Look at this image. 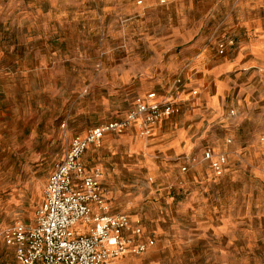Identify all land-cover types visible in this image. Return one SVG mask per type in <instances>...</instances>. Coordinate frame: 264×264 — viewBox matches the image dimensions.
<instances>
[{
    "label": "rangeland",
    "instance_id": "obj_1",
    "mask_svg": "<svg viewBox=\"0 0 264 264\" xmlns=\"http://www.w3.org/2000/svg\"><path fill=\"white\" fill-rule=\"evenodd\" d=\"M150 91L175 111L83 154L101 181L92 213L128 215L160 264H264V0H0V264L72 140Z\"/></svg>",
    "mask_w": 264,
    "mask_h": 264
},
{
    "label": "built area",
    "instance_id": "obj_2",
    "mask_svg": "<svg viewBox=\"0 0 264 264\" xmlns=\"http://www.w3.org/2000/svg\"><path fill=\"white\" fill-rule=\"evenodd\" d=\"M175 111L169 101L160 100L156 91L139 97L136 108L125 118L95 127L84 136L75 137L63 159L49 177L44 201L37 214V223H23L4 231V241L15 248L12 264H116L127 250L142 253L155 240L138 241L142 229L133 226L126 214H93L94 204L102 205L101 181L98 172H87L82 157L90 145L110 131H122L139 121L143 132ZM213 167L221 169L224 157L205 153ZM85 231H77V225ZM131 231L135 237H127Z\"/></svg>",
    "mask_w": 264,
    "mask_h": 264
},
{
    "label": "crops",
    "instance_id": "obj_3",
    "mask_svg": "<svg viewBox=\"0 0 264 264\" xmlns=\"http://www.w3.org/2000/svg\"><path fill=\"white\" fill-rule=\"evenodd\" d=\"M195 50L196 49H194V51ZM206 57V55H200L195 57V59L193 60L194 62L192 64V72L202 66L204 69L208 67V64L206 63ZM217 100L218 99L216 98L215 102ZM191 146L192 145H190V143H166V148L168 149V152L173 153L177 156L189 153L192 150ZM157 224L155 226L154 232L156 234H162L164 232V228L161 226L160 222H157ZM84 227L85 225L79 224L76 226L75 229L77 231H85L86 229ZM146 233V231H142L141 237H136L138 241L147 242L149 239H154L152 237H146ZM125 235L127 237H135V235L131 231H126ZM160 251V248L157 249L153 245L148 246L147 250L142 253H134L131 250H127L123 255L119 256L115 260V262L116 264H160V262H158L161 259Z\"/></svg>",
    "mask_w": 264,
    "mask_h": 264
}]
</instances>
